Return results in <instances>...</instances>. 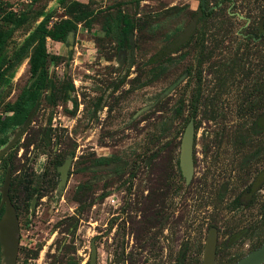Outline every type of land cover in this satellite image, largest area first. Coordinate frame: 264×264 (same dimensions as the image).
Wrapping results in <instances>:
<instances>
[{"label": "rangeland", "instance_id": "rangeland-1", "mask_svg": "<svg viewBox=\"0 0 264 264\" xmlns=\"http://www.w3.org/2000/svg\"><path fill=\"white\" fill-rule=\"evenodd\" d=\"M75 1L92 12L89 25L79 24L65 42L46 38L53 103L45 96L36 103L6 162L0 160V188L9 169L16 207L15 264H89L92 242L97 264H202L211 227L215 264L237 263L264 226V186L245 193L264 168V155L249 159L260 143L264 148V135L237 147L239 127L253 121L237 117L239 96L264 65V42L244 36L264 15V0H206L220 10L208 27L198 26L196 47L165 70L151 58L190 24L200 0ZM9 11L24 23L8 40L7 57L48 13L51 24L66 18L58 0H1L0 26ZM119 14L141 25L123 50L104 35ZM201 42L217 49L199 78ZM29 81L25 58L3 88L0 114ZM192 114L194 174L186 184L178 159ZM67 158L61 184L58 167Z\"/></svg>", "mask_w": 264, "mask_h": 264}, {"label": "trees", "instance_id": "trees-1", "mask_svg": "<svg viewBox=\"0 0 264 264\" xmlns=\"http://www.w3.org/2000/svg\"><path fill=\"white\" fill-rule=\"evenodd\" d=\"M140 1L145 0H137V2ZM58 3L64 9L66 18L51 24L52 14L48 13L26 36L22 44L10 57H7L5 54L6 44L12 37L14 30L24 23V17L17 15L13 11H9L1 16L3 24L0 26V95L13 70L25 58H28L30 81L22 89L16 100L12 104L7 105L0 114V150L9 142L15 131L22 128L30 111L43 96H45L47 102L53 103L52 99L54 98V94H52V90L54 89V85L46 68L48 61L46 38L49 37L55 42H65L69 33L76 32L79 24L84 23L89 25L87 22L92 16V12L87 9L85 4L75 0H58ZM219 10L220 3L210 6L206 2L204 7L199 4L196 11L192 14L190 24L170 37L166 44L153 55L151 58L152 62L157 64V67L161 70H165L167 66L165 63L170 64L174 60V57L180 55L184 50L192 48V46L196 47L198 44L197 36L199 34L198 26L204 25L208 27V21L212 20ZM112 19L114 21V26L107 29L104 35L110 37L116 43V47L119 50H123L124 47L129 44V40L134 31L139 30L141 25H139L138 22L132 21L126 14H119ZM250 33L252 37L256 39L260 38L264 42V15L258 20L254 31ZM207 48L203 45V42H201L200 49L198 50L199 71H197V76L199 78L201 75V65L212 57L217 46ZM223 66H225V63ZM260 67L258 68L259 74L253 79V83H251L249 87L246 86L239 96L237 117L242 121H245L247 118L253 121L247 130L243 126L244 124L239 127L237 135L238 151L242 150L247 140H249L248 144H250L254 140H258L255 137L264 135V74H262V72H264V65H260ZM219 70L221 71L222 69L219 68ZM247 78L246 75L245 79ZM72 88L73 86L70 85L69 89ZM65 95L66 98L67 92ZM191 102L198 103L199 98L193 96ZM209 106V119L213 120L217 112L214 110L212 102H209ZM191 118H193L196 128L197 122L195 121V114H192ZM47 137H49L48 134ZM259 145L256 146V152L251 154L249 159L251 157L253 158V156L264 155V148L260 149ZM7 157L8 154L5 158L1 159V163H4V161L6 162ZM105 161L108 162L109 160L105 159ZM263 186L264 168L257 174L247 190H245V193L260 190ZM79 190H81V188H79ZM242 197L243 196L240 195L237 200L241 201ZM10 198L12 200L11 196ZM249 202H251V200ZM1 215L2 211H0V217ZM250 238L256 239V245L252 247V251L258 248L264 240V226H262V228L258 227ZM0 264H2L1 254ZM71 264L77 263L73 261Z\"/></svg>", "mask_w": 264, "mask_h": 264}, {"label": "water", "instance_id": "water-1", "mask_svg": "<svg viewBox=\"0 0 264 264\" xmlns=\"http://www.w3.org/2000/svg\"><path fill=\"white\" fill-rule=\"evenodd\" d=\"M206 0H200V5L205 6ZM73 33H69L71 35ZM68 35V36H69ZM68 38V37H67ZM36 105L32 108L27 116L22 128L14 135V137L0 150V157L5 155L14 145V143L21 137L27 128L32 114L35 111ZM194 148H195V126L191 119L182 134L179 150V169L181 176L185 183L189 184L193 179L194 174ZM72 158H67L58 167L60 174V183L65 184L67 173L70 168ZM10 170L8 169L5 175L4 182L0 189L1 202L0 207L4 206V214L0 220V245L2 264H15L18 251V227L15 209L9 199L8 192L10 187ZM217 247V229L215 227L209 228L204 244V251L202 256V264H215V254ZM89 264H97V248L92 242L90 246ZM236 264H264V240L262 244L242 257Z\"/></svg>", "mask_w": 264, "mask_h": 264}, {"label": "flooded vegetation", "instance_id": "flooded-vegetation-1", "mask_svg": "<svg viewBox=\"0 0 264 264\" xmlns=\"http://www.w3.org/2000/svg\"><path fill=\"white\" fill-rule=\"evenodd\" d=\"M205 3H206V1H205ZM200 4V3H199ZM246 39H249V37H251V39L253 40V41H260L261 39L260 38H254V37H252V35H251V33L250 32H247L246 34H245V36H244ZM19 131V130H18ZM17 132L15 131V133H13V135L11 136V139L14 137V135L16 134ZM10 139V140H11ZM9 140V141H10ZM12 149V148H11ZM10 149V150H11ZM9 150V151H10ZM8 151V152H9ZM6 155H7V153H6ZM5 155V156H6ZM4 156V157H5ZM1 160V159H0ZM7 172V171H6ZM6 172H5V175H6ZM5 175L3 176V179H2V184H3V182H4V179H5ZM10 181H11V176H10ZM10 186H11V182H10ZM1 187H2V185H1ZM1 189V188H0ZM9 191H10V187H9ZM8 196H9V199H10V201H11V203H12V205H13V207H14V209L16 210V207L14 206V202H13V200H11V198H10V195H9V192H8ZM0 202H1V192H0ZM0 211H2V215H1V217H0V220H1V218H2V216H3V214H4V206H2V207H0ZM0 247H1V245H0ZM0 254H1V250H0ZM2 257V256H1Z\"/></svg>", "mask_w": 264, "mask_h": 264}]
</instances>
